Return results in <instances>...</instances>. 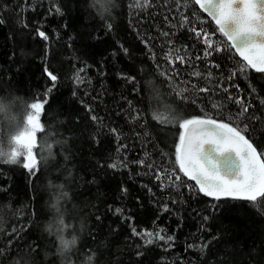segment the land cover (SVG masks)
Listing matches in <instances>:
<instances>
[{
  "label": "trees",
  "instance_id": "16d2710c",
  "mask_svg": "<svg viewBox=\"0 0 264 264\" xmlns=\"http://www.w3.org/2000/svg\"><path fill=\"white\" fill-rule=\"evenodd\" d=\"M93 4L0 0V101L9 106L0 152L12 150L28 105L51 86L44 69L58 76L41 114L35 152L46 159L37 175L22 156L0 157V264H264V198L215 201L189 187L175 162L177 120L153 119L157 109L167 118V105L180 120L229 123L264 152V74L239 70V56L192 0ZM192 28L225 50L207 49ZM174 171L179 181L169 179ZM133 228L174 239L147 244ZM61 237L76 244L62 250Z\"/></svg>",
  "mask_w": 264,
  "mask_h": 264
},
{
  "label": "snow or ice",
  "instance_id": "6c2138e0",
  "mask_svg": "<svg viewBox=\"0 0 264 264\" xmlns=\"http://www.w3.org/2000/svg\"><path fill=\"white\" fill-rule=\"evenodd\" d=\"M192 2L214 21L218 32L225 38V47L234 50L235 54L240 57L242 63L239 70L244 72L251 69L256 73L264 74V0H192ZM96 4L105 8L106 0H94L93 6ZM55 10L60 11L59 7H55ZM187 22L185 17V23ZM2 23L3 20H0V24ZM107 27L111 29L112 25L108 24ZM191 30L198 38H202L207 49L215 52L225 50V47L214 45L212 34L203 32V29L192 28ZM37 33L42 40L49 39L44 31L37 30ZM165 35L168 34L165 33ZM210 54L207 50L204 52V56ZM165 58L169 63H173L170 54ZM176 60L184 63L182 56H177ZM44 71L51 86L46 89L43 99L38 98L36 102L28 105L30 111L27 113L23 131L11 137L10 143L14 145L12 150L0 152V157H5L8 164L19 163V157L23 155L22 167L27 170L30 177L37 175L41 160L46 159L45 157L38 158L35 152L38 147L37 133L45 131L41 124V114L49 102L50 94L57 87L58 81V76L47 67ZM194 75L200 76V73L196 72ZM235 75L234 71L231 77ZM77 80L80 81L79 76ZM199 91L207 92L208 89L201 88ZM181 98L183 99L182 94ZM235 103L242 105L243 101L236 99ZM8 107L6 103L0 101V113L6 112ZM164 111L169 113L167 118L157 109L153 113V119L161 122H167V119L177 120L182 132L175 148V162L179 172L188 180L195 182L189 187H194L196 191L215 201L233 199L256 202L258 198H264V158H262L264 152H259L240 129L212 118L180 120L178 114H175L167 105ZM242 111L248 112V107L244 106ZM92 119L95 120L96 117ZM246 130L247 126H245ZM39 147L41 150H47L49 155L51 154L50 144H41ZM139 163L143 165L144 161ZM108 167L115 169L117 164H109ZM161 175L158 172L156 179L160 180ZM169 179L179 181L181 177L174 171ZM121 191L126 193L127 188H122ZM260 206L264 207V204ZM164 210L167 211V207ZM116 212L121 213V209L117 208ZM59 224L62 226L61 230L67 227L62 219ZM132 233L147 237V244H152L154 238L169 242L174 239L171 236L166 238L160 233H156L155 237L153 233L147 231L137 233L134 228ZM60 239L63 242L62 250H67L70 245L76 244L75 237L71 241L63 237Z\"/></svg>",
  "mask_w": 264,
  "mask_h": 264
},
{
  "label": "clouds",
  "instance_id": "9594fccd",
  "mask_svg": "<svg viewBox=\"0 0 264 264\" xmlns=\"http://www.w3.org/2000/svg\"><path fill=\"white\" fill-rule=\"evenodd\" d=\"M4 162H5V163H9L7 160H5ZM59 243H60V246H61V248H62V244H63V242H62L61 239H60Z\"/></svg>",
  "mask_w": 264,
  "mask_h": 264
},
{
  "label": "water",
  "instance_id": "95a60500",
  "mask_svg": "<svg viewBox=\"0 0 264 264\" xmlns=\"http://www.w3.org/2000/svg\"><path fill=\"white\" fill-rule=\"evenodd\" d=\"M202 12H203V10H201ZM208 18H210L211 19V17H209L208 15H207V13L206 12H203ZM212 20V19H211ZM213 21V20H212ZM214 22V21H213ZM215 24V23H214ZM240 58V57H239ZM254 71V70H253ZM255 72V71H254ZM260 74V73H259ZM195 183V182H194Z\"/></svg>",
  "mask_w": 264,
  "mask_h": 264
},
{
  "label": "rangeland",
  "instance_id": "374dc122",
  "mask_svg": "<svg viewBox=\"0 0 264 264\" xmlns=\"http://www.w3.org/2000/svg\"><path fill=\"white\" fill-rule=\"evenodd\" d=\"M22 156V158H23V160H24V157H23V155H21Z\"/></svg>",
  "mask_w": 264,
  "mask_h": 264
}]
</instances>
